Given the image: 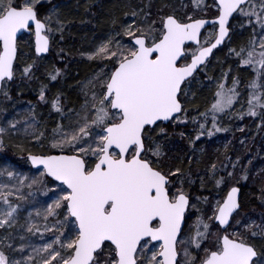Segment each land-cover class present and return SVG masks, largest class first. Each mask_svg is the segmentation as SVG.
Wrapping results in <instances>:
<instances>
[{"label":"snow or ice","instance_id":"1","mask_svg":"<svg viewBox=\"0 0 264 264\" xmlns=\"http://www.w3.org/2000/svg\"><path fill=\"white\" fill-rule=\"evenodd\" d=\"M45 3L50 7L41 15ZM191 5L195 10L207 7L205 0H191ZM212 6L216 16L211 23L218 30L204 42L205 19L180 14L169 3L153 12L151 0L131 7L124 12L131 22L113 18V34L87 54L103 67L78 82L83 98L78 107L74 102L68 107L62 94L53 97L51 109L58 119L50 132L46 122L41 129L34 105L22 119L0 124V148L6 136L21 131L42 149L47 140L46 151L26 156L35 174L0 166V264H264V244L256 243L264 241V220L243 224L246 216L235 219L242 208L241 189L228 187L249 179L252 159L247 165L239 155L233 160L225 144L224 160H212L204 175L197 170L196 178L202 191L212 183L218 193L227 188L226 194L215 201L196 196L193 202L185 189L195 183L193 163L200 164L206 154L205 148H196L197 142L228 132L222 126L225 118H253L264 139V0H213ZM181 7L188 5L181 0ZM234 20L241 29H252L246 44L228 52L240 68L253 73L246 108L240 77L232 75L231 67L215 80L203 111L199 104L185 107V101L196 99L189 90L198 72L213 82L206 73L208 57L230 40ZM68 26L52 0H0V95L5 100L12 99L6 85L16 78L18 33L34 34L36 60L21 72V78L31 80L36 61L50 50L57 33L64 39ZM60 75L56 69L50 79ZM39 100L48 102L46 85ZM237 103L241 108L234 111ZM189 122L196 133L187 137L191 155L168 157L166 124ZM179 136L183 139L185 133ZM240 143L248 148L245 140ZM260 191L264 203V186ZM37 193L46 198L41 207L35 206ZM233 227L237 230L229 231ZM36 237L39 243L33 242Z\"/></svg>","mask_w":264,"mask_h":264},{"label":"trees","instance_id":"2","mask_svg":"<svg viewBox=\"0 0 264 264\" xmlns=\"http://www.w3.org/2000/svg\"><path fill=\"white\" fill-rule=\"evenodd\" d=\"M166 1L169 3V0ZM148 2L149 0H55L54 3L58 4L61 19L69 22V26L64 31V39L61 40L60 35L58 34V36L52 40L51 51L36 61L33 78L29 80L21 78V72L24 66L32 63L36 60V58L32 49L31 36H22L21 39L23 42H18L19 56L16 67V78L13 82H9L6 85L12 99L11 101H7L2 95H0V101H2L0 108L5 109L4 112L0 113V116L8 112L13 113L18 105L23 106L26 101L31 102L32 104L35 103L37 118L41 121V129L44 127L46 122L47 129L50 132L51 128L55 126V121L58 119L57 114L51 109L50 101L52 98L57 94H62L68 102V107H72L73 102L76 106H78L79 103H81L78 82L85 80L90 75H93L100 66L96 60H87L86 58L81 57L80 53L92 49L94 45L97 44L98 40H100L107 32L112 30L113 18H117L121 23H123L126 19L130 18L124 16L125 11H130L133 6L146 5ZM162 3H164L163 0H151V4H155L156 8H159ZM47 6L48 4H42L41 13ZM215 14L216 12L211 15H205L204 17H212ZM232 23L235 24L236 27L231 34L230 40L227 39L224 46L216 49L207 63L206 73L208 76L213 77V82L209 83L205 79L204 71L198 72L196 74L197 79L192 81L191 88L189 90V97H191L192 93H196V99L185 101V107L191 108L194 105L199 104L200 110L203 111L207 106L205 103L206 98H209L211 91L215 90L214 81L218 80V77H220L222 72L227 71L230 67L232 69V75H238L240 77L242 84L241 86L239 85V89L242 94L241 102L245 104L247 100L246 85L250 81L253 73L250 69H242L238 67L237 65L239 64V61L234 57L229 56L228 52L230 48H239L241 44H246L251 36L252 29H241L239 27L238 20H234ZM56 69L60 70L61 75L58 76L56 80H51L50 73L54 74ZM228 82L232 83L231 78L228 79ZM44 85H46V99L48 102H41L39 100V92L41 86ZM190 115H196V113L190 112ZM245 120L247 121V119ZM245 120L243 121L244 123ZM249 120L251 122V126H247L249 130L243 135L245 136L249 133L251 140H256V142L263 141L264 139H261L260 137L261 134L256 133V127L252 123V119ZM225 121L228 122V119L225 118L222 124L227 127L228 124H226ZM231 125V127H228L230 129L228 132L233 131V138L238 135L237 133L242 134L241 132L235 131L237 128H234L233 123ZM166 127L170 133L169 144L165 147V150L169 153L168 157H182L185 153L190 155L191 152L187 151L183 144L188 142V133L193 131L192 123L189 122L187 126H173L172 124H166ZM180 132L185 133V138L182 139L179 136ZM173 133L174 135H172ZM10 142L11 141L6 142L8 147L10 146L8 149H13L8 150L9 152H12L10 153L9 158L12 162L16 164L18 163L20 166V161L26 162L25 159L28 151L33 152L34 150L32 148L28 151L21 152L18 149H20V147L24 148V145L17 143L20 146H17L16 148L15 144ZM206 145L207 147L209 146L207 143L203 142L200 146L205 148ZM26 148H28V146L24 149ZM169 148H171L170 151ZM251 148L253 151L255 149L254 152L259 151L257 146ZM40 151H37V153ZM233 153L235 154V152ZM2 158L3 156L0 154V160H2ZM200 159V164H196L194 162L192 165L193 174L199 169V173L204 175L205 168L212 160L215 159V156L213 154L211 156L205 154L201 156ZM220 160H224V156H220ZM257 160L258 159L253 156L252 164L248 165L250 169L249 179L247 181H241L237 184L241 188L240 202L242 204V208L240 210V214L246 211L264 214V203H262L260 199V189L264 184H262V180L260 178L255 177L252 174L254 170L257 171ZM238 173L240 172L238 171ZM222 174L224 173H218V175ZM209 194L210 191L208 184L207 189L199 191L198 196H208ZM200 207L204 206L200 205ZM256 243L259 246L260 244H264V241L257 240Z\"/></svg>","mask_w":264,"mask_h":264},{"label":"rangeland","instance_id":"3","mask_svg":"<svg viewBox=\"0 0 264 264\" xmlns=\"http://www.w3.org/2000/svg\"><path fill=\"white\" fill-rule=\"evenodd\" d=\"M54 2H55V0H52V4L58 6V4L57 3H54ZM163 2L164 3H168V1H166V0H163ZM183 3L188 5L187 9H184V8L181 7V0H177V1L176 0H169V4L173 5L180 14H183L184 12H187V13H190V14L194 15L195 17H204L205 15H211L212 13H215V10H214V8L212 6L213 5V0H205V3L207 4V7L204 8L203 10H195V9H193V7L191 5V0H183ZM44 5H46V3ZM49 7H50V5H48L44 9V11L41 13V15L46 14V12H47V10H48ZM156 9L157 8L155 7V4H153L152 5V8H151V11L155 12ZM130 22H131V18H128L123 23H130ZM117 30H119V29H117ZM214 33H215V27L208 28L206 30V32H205L204 37H203L202 40H205L209 36V34H214ZM110 34H113L112 33V30H110L109 32H107L100 40H98L97 41V44L94 45V47L92 49H90L88 51H85L83 53H80L81 54V57L86 58L87 60H89L88 57H87V54L90 53V52H92V51H94L96 49V47L102 41H104L105 39H107V37ZM57 36H58V33L56 34L55 37H57ZM18 42H23V40L20 39ZM123 42L128 43L129 42V38L128 37H123ZM51 46H52V41H51ZM96 62L100 64L99 68L96 71V72H98L100 70V68L103 67V63L101 61H99V60H96ZM237 66L239 67V64ZM91 76L92 75H90L89 77H91ZM220 77H221V75H220ZM220 77H218V78H220ZM252 77H253V75H252ZM251 78H250V80H251ZM227 83H228L229 86H231V83L230 82L227 81ZM241 85L242 84L240 83V86ZM80 100L82 102L83 98L81 97ZM1 104H2V101H0V105ZM31 105H34L35 106V103L32 104V103H29V102L26 101V102H24L23 106L18 105L16 107V109L13 111V113L8 112V113H6L4 115H1L0 116V124H5L7 120H10L12 118L22 119L23 117H25L27 115V111L29 110V108L31 107ZM246 106L247 105H246V102H245L244 107L246 108ZM240 108H241L240 107V103H237L235 105L234 111H239ZM35 111H36V106H35ZM245 119H247V121ZM245 119H244L245 120V123L243 122L244 120L242 121L243 123L240 120H228V122L225 121V123L228 124L227 127H231L232 126L231 124L233 123L234 128H237L235 130L236 132H240V131H238L239 128H244L245 131L243 133L241 132L242 134L237 133L238 135L235 138H233V136H232L233 131L232 132H220V133H216L215 136L212 137V138H208L207 136H205L199 142H197L196 148L197 149L201 148L202 146H200V145H202L203 142L204 143H207L209 146L207 147V145H206V147H205L206 154H208L209 156H211L213 154L215 156V159L214 160H220V156H224L225 144H228L229 147H228L227 155L230 156L233 160L236 158V156H238V155L241 156L243 158V161H242L243 162V165L244 164L247 165L248 164V159H252L253 160V156H255V158L258 159L256 161V163H257V168H256L257 171L254 170L252 172V174H253V176L260 178L262 180V184H264V171H262V170H264V140L263 141H260V142H256V140L253 141V140L250 139L249 133L246 134L245 136L243 135L244 133L248 132V130H249L248 127L251 126V124H250L251 122H250L249 119H252V123L254 124V126H255V124L257 122L253 118L246 117ZM222 126H223V124H222ZM195 134L196 133L194 131H192V132L188 133V136L187 137H189V136H195ZM31 139L32 138L30 136H25L22 131L18 135H9V136H6L4 138V145H3L2 148H0V154H2V156H3L2 160H0V166H3L4 164H9V165H12L13 167H15V169L17 171H19V172L27 173V174H35V170L31 168V166L29 165V163H27V161L26 162L25 161L24 162L20 161L21 162L20 163L21 165L19 166L18 163L16 164V163H14V162H12L10 160L9 157H10V153H12V152H9L8 150H13V149L12 148L8 149L10 146L8 147V145L6 144V142L11 141V142H13V144H15V147L17 148V146H20L17 143H20L21 145H24L25 147L28 146V148H26L25 151H28V150H30V149L33 148V150H34L33 152L34 153H37V151H40V150H43V151H46L47 150V140L42 141V143L44 145V148L42 149L39 144L32 143L31 142ZM241 140H245L247 142V144H248V148L247 149L245 148L244 145H242L240 143ZM183 146L186 147V150L187 151L191 152L190 149H189V142L183 144ZM254 146H257V149L259 151L254 152L255 149L253 151L252 148H251V147H254ZM182 149H179V150H182ZM18 150H20V149H18ZM217 150H219V151H217ZM165 151L167 152V150H165ZM233 152H235V154ZM27 154H26V156H27ZM167 155H169V153H167ZM190 155H191V153H190ZM198 155H199V153H198ZM196 173L197 172H195L193 174L195 183L191 187H189L187 184L185 185V189L187 191H190L191 194H192V196H193V202H195V199L194 198L196 196H198L199 191H201L200 184H199V180L196 178ZM239 175H240V173L237 172V177H239ZM233 184L237 185L233 181V182H230L229 183L228 187L233 186ZM49 186H51V185H49ZM27 191H28L27 189L24 190L25 195H27ZM209 191H210V194L208 196H210L211 199L213 201H215L216 199H219L220 197H222L223 195H225V193L227 191V188H223V191H220L218 193V190L213 186V184L212 183H209ZM45 200H46V198L43 195H41L40 193H37L36 196H35V201H37V203H36L35 206L36 207H41V204ZM208 214L209 215L211 214L210 211H209ZM25 215H26V212H22L21 213V221L22 222H23V217ZM241 216H246L247 217L244 220L243 224L249 223L252 220L256 221V223L259 224V223H261L262 220H264V214H262V213H256V212L254 213V212H251V211H249V212L248 211L243 212L240 215H237L235 219H241ZM192 219H195V216H193L189 220V222H188L189 224L191 223V220ZM243 224H241L239 226V230H243ZM233 225H235V220L233 221ZM234 230H237V229L235 227L229 229V231H234ZM212 231L215 232L216 229L213 228ZM33 242L34 243H39L40 242L39 237L34 238V241Z\"/></svg>","mask_w":264,"mask_h":264},{"label":"water","instance_id":"4","mask_svg":"<svg viewBox=\"0 0 264 264\" xmlns=\"http://www.w3.org/2000/svg\"><path fill=\"white\" fill-rule=\"evenodd\" d=\"M198 19H205L206 21H208V23L204 26V28H202L201 29V32L205 29V28H207L208 26H211V25H213L211 22L215 19V17L214 18H198ZM218 30V25H217V28H216V31ZM24 33H30V32H28L27 30H22L20 33H18V37H20L22 34H24ZM227 39V38H226ZM18 40V39H17ZM214 42V41H213ZM225 42V41H224ZM223 42V43H224ZM223 43L221 44V45H219V46H217V48H219V47H221L222 45H223ZM188 44H192V45H194L195 46V44L193 43V42H188ZM216 49V48H215ZM215 49H213V51L215 50ZM33 51H34V54H35V58H36V53H35V38H34V34H33ZM50 51V50H49ZM49 51L47 52V53H43V54H41V56H44V55H47L48 53H49ZM213 53V52H212ZM212 53L209 55V57L212 55ZM208 57V58H209ZM190 59H191V57H190ZM190 59H189V61H190ZM237 187H239V186H237ZM240 188V187H239ZM241 189V188H240ZM240 193H241V191H240ZM240 193H239V199H240Z\"/></svg>","mask_w":264,"mask_h":264}]
</instances>
